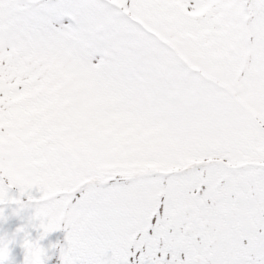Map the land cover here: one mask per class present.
Returning a JSON list of instances; mask_svg holds the SVG:
<instances>
[{"label": "snow or ice", "instance_id": "snow-or-ice-1", "mask_svg": "<svg viewBox=\"0 0 264 264\" xmlns=\"http://www.w3.org/2000/svg\"><path fill=\"white\" fill-rule=\"evenodd\" d=\"M5 208L0 264H264V0H0Z\"/></svg>", "mask_w": 264, "mask_h": 264}, {"label": "rangeland", "instance_id": "rangeland-1", "mask_svg": "<svg viewBox=\"0 0 264 264\" xmlns=\"http://www.w3.org/2000/svg\"><path fill=\"white\" fill-rule=\"evenodd\" d=\"M6 216L9 217V219L6 222L0 223V236L8 235L11 236L13 233L16 232L17 228L22 227L26 222V216L24 219H21L19 217H15L12 215V209L11 208H5ZM58 233L62 237V240L60 238V243L58 241ZM33 237H35V232H32ZM66 233L64 231H57L54 233L49 234V236L42 242V246L45 248H48L52 244H59L60 246H63L65 241ZM11 254L14 259V264H23V257H24V250L20 246V241L18 240L16 244L11 246ZM53 260L55 264H59V253L58 249L56 250L55 255L53 256ZM49 264V261L47 262Z\"/></svg>", "mask_w": 264, "mask_h": 264}]
</instances>
